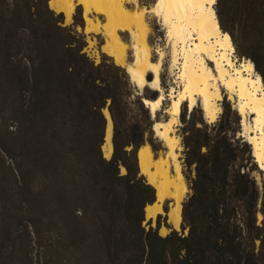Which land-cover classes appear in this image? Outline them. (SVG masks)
<instances>
[{
    "label": "trees",
    "instance_id": "obj_1",
    "mask_svg": "<svg viewBox=\"0 0 264 264\" xmlns=\"http://www.w3.org/2000/svg\"><path fill=\"white\" fill-rule=\"evenodd\" d=\"M47 4L0 0V92L10 100L12 127L10 145L0 148L11 162L20 215L35 235L45 234L56 263L68 264L87 245L110 264H264V182L260 189L253 158L241 151L247 144L235 137L240 115L227 96L210 124L194 118L197 105L187 121L181 108L184 163L195 171L182 207L187 234L160 235L161 214L156 228L146 229L143 206L155 191L140 174L136 150L146 142L162 148L153 138L158 114L152 118L142 100L158 91L146 86L139 95L124 67L107 58L95 63L76 29L82 18L63 25ZM215 11L264 83L256 55L264 57V0H217ZM105 108L113 126L109 159L101 151Z\"/></svg>",
    "mask_w": 264,
    "mask_h": 264
},
{
    "label": "bare ground",
    "instance_id": "obj_2",
    "mask_svg": "<svg viewBox=\"0 0 264 264\" xmlns=\"http://www.w3.org/2000/svg\"><path fill=\"white\" fill-rule=\"evenodd\" d=\"M126 3L127 0H48L49 8L62 13L66 24L72 21L75 8L81 6L83 32L104 36L101 50L115 64L126 69L130 81L139 90L148 86L158 91L155 99L143 98L152 118L163 109V101L169 100L164 109L168 117L153 123L155 137L167 148L165 155L156 156L150 144L144 143L137 148L136 156L140 174L155 191L156 201L146 206L147 217L154 219L164 213L163 204L170 201L165 212L167 222L178 229L182 222V202L188 191L178 159L179 138L172 131L179 125L182 103L188 105L189 111L199 104L205 119L213 122L220 113L219 101L223 99L221 86L224 87L225 96L233 100L241 117V135L251 144L255 162L264 175V83L249 58L237 59L230 35L219 26L215 2L154 0L148 8L133 9L128 8ZM145 12H152L158 17L171 51L169 66L175 71V86H170L167 94L163 92L160 80L163 52L157 49L158 58H150L151 45L147 41L149 26L144 18ZM92 15H101L105 21L99 23ZM120 32H128L131 36V62H127V43ZM207 61H212L214 67ZM148 72L152 74L151 80L146 78ZM104 113L107 125L102 152L109 158L113 154V126L106 110ZM249 115L252 116L250 121L247 120ZM158 231L162 236L168 233L164 225Z\"/></svg>",
    "mask_w": 264,
    "mask_h": 264
},
{
    "label": "rangeland",
    "instance_id": "obj_3",
    "mask_svg": "<svg viewBox=\"0 0 264 264\" xmlns=\"http://www.w3.org/2000/svg\"><path fill=\"white\" fill-rule=\"evenodd\" d=\"M152 1L154 0H127L126 6L130 9H133L134 7L148 8L152 5ZM216 2L217 0H215L214 8H216ZM143 3L144 4L148 3V5L146 6ZM52 11L55 15L58 14L56 11L54 10ZM61 15H62L63 25H72L74 22V17H76L77 19L82 18L84 24V17L82 16L81 6H77L75 8L72 21L68 24L64 22V15L62 13ZM92 18L99 23H103L105 21L104 17L101 15H96V16L92 15ZM144 18L147 22V25L149 26L147 41L149 45H151L150 58L153 60H156L158 58L159 55L157 49H160L163 52L162 65L160 70V80H161L162 90L166 94L170 86L172 85L175 86L174 84L175 71L171 70L169 66L171 51L167 45V42H165L166 41L165 31L162 28V25L158 17L153 15L152 12H145ZM83 27L81 28V26L78 25L76 26V29L78 31H83ZM260 30L261 29L258 30V34L261 33ZM83 33L85 34V40H86V46L84 47V51L95 63L100 62L102 58H107L113 61V59L110 56H108L106 53H104L101 50V45L105 40L104 36L101 33H85V32ZM120 35L122 39L127 43V47H126L127 62H131L133 59V51L131 48V36L128 32H120ZM235 55L237 59L246 58L245 56H239V54L236 51H235ZM256 55L260 59V64L264 72V57L262 56V52L261 51L257 52ZM207 63L210 66L214 67L212 61H207ZM131 84L134 90L136 91L138 87L135 86L133 82H131ZM143 90L144 88L139 91L142 93ZM221 92L224 96L225 89L222 86H221ZM163 102H164L162 106L163 109L157 111L158 118L160 120H165L167 118V113L164 111V109L167 107L169 100L165 99ZM229 102L231 108L235 109V104L233 100H229ZM183 106L184 107L181 108H184L185 110L186 113L185 121H187L188 113L190 112L189 107L186 103ZM223 106H224L223 101L222 100L219 101L220 113L218 114L217 118L221 114L223 110ZM10 110H11L10 100L3 101L1 99V92H0V146L1 145L7 146L10 145L11 143L10 132L12 131V127L9 125L10 121L8 119ZM134 113L138 114L139 111L135 109ZM236 113L238 114L237 111ZM249 116L247 118L248 121L252 119V116L251 115ZM194 118L199 121H201L202 119L207 124L211 123L205 119L203 110L199 104L195 109ZM239 118L240 120L235 132V137L236 138L240 137L243 138L244 140V137L241 135V132L243 131L241 126V117L239 116ZM184 124L185 123L182 122L179 116V125L176 126L172 131V134L176 135L179 138L180 149L178 150V159L181 165V170L188 191L185 194L183 202L187 199L188 195L191 193V190L189 188V184H190L189 179L191 177H194L195 175L194 165L189 167L186 166L184 163L185 154H184V147L182 145L183 126L186 127V125ZM198 125L200 124L198 123ZM154 136L153 138H154L155 146L161 145L162 147L161 149L154 151L155 155L156 156L165 155L167 148L162 143V141H160L158 138ZM246 144L247 145L242 146L241 151H243L245 158L246 157L250 158V156L251 158H253L252 163L254 165L252 167L254 168V170L252 171V174L255 177V180L259 185L260 189H262V185L264 182L263 172L261 171L259 165L255 162V159L252 154L251 144L248 141H246ZM248 164L250 165L251 163ZM120 172H122L121 165H120ZM122 173H125V168ZM33 186L35 189H38L40 184L39 182L35 181L33 183ZM183 202H182V207H183ZM169 203L170 201H167L163 204V209L165 207L166 210H164V213H162L159 218L160 226L164 225L165 227H167L168 229L167 234H169L172 230H175L178 233L187 234V228L183 230L182 222L178 229L173 228L167 222V216L165 215V212L169 209ZM41 211L43 212V209ZM20 213H21L20 203L18 202L16 196V182L12 172L11 162L9 157L0 148V264H58L56 263L58 258L52 256L51 252H48V248H46L44 242V240L46 239L45 234L41 233L38 236L35 235L33 233L32 227L29 224H27L24 219H22ZM261 218H262L261 214L258 213V221H260ZM87 222L90 223V220L87 219ZM143 225L145 226L146 229L149 227L147 222H143ZM152 226H154V224ZM94 254L95 257L88 259L90 256L91 257L94 256ZM98 254L103 255V253H98ZM98 254L96 255L95 251L92 250L87 245H80L79 247H77L76 250L73 251L72 254H70V261L68 264H110L109 261L104 256L99 258ZM50 260L51 262H49Z\"/></svg>",
    "mask_w": 264,
    "mask_h": 264
},
{
    "label": "water",
    "instance_id": "obj_4",
    "mask_svg": "<svg viewBox=\"0 0 264 264\" xmlns=\"http://www.w3.org/2000/svg\"><path fill=\"white\" fill-rule=\"evenodd\" d=\"M137 94H141V92L139 91V89L137 88ZM167 94V93H166ZM143 100V99H142ZM104 110H106L107 111V113H108V115H109V118H110V114H109V112H108V109L107 108H105ZM110 120H111V118H110ZM111 124H112V121H111ZM107 125V124H106ZM105 137H106V127H105V134H104V141H103V143H102V146H103V144L105 143ZM111 142H112V134H111ZM102 146H101V151H102ZM112 153H113V151H112ZM111 156H112V154H111ZM110 156V157H111ZM109 157V158H110ZM108 158V159H109ZM122 166V165H121ZM156 201V197L154 196V198H153V200L151 201V202H148V203H146L144 206H143V222H147V224L148 225H150V226H152L153 224H154V226L153 227H155L156 228V218H157V216L153 219V218H150V217H147V211H146V206L147 205H151V204H153L154 202ZM164 210V209H163Z\"/></svg>",
    "mask_w": 264,
    "mask_h": 264
},
{
    "label": "snow or ice",
    "instance_id": "obj_5",
    "mask_svg": "<svg viewBox=\"0 0 264 264\" xmlns=\"http://www.w3.org/2000/svg\"><path fill=\"white\" fill-rule=\"evenodd\" d=\"M180 2H190V0H180ZM207 2L214 3L215 0H207Z\"/></svg>",
    "mask_w": 264,
    "mask_h": 264
},
{
    "label": "crops",
    "instance_id": "obj_6",
    "mask_svg": "<svg viewBox=\"0 0 264 264\" xmlns=\"http://www.w3.org/2000/svg\"><path fill=\"white\" fill-rule=\"evenodd\" d=\"M167 117H168V115H167Z\"/></svg>",
    "mask_w": 264,
    "mask_h": 264
}]
</instances>
